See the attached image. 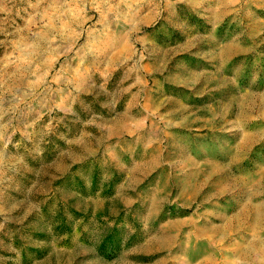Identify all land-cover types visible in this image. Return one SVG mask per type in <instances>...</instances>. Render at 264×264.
<instances>
[{
  "label": "rangeland",
  "instance_id": "obj_1",
  "mask_svg": "<svg viewBox=\"0 0 264 264\" xmlns=\"http://www.w3.org/2000/svg\"><path fill=\"white\" fill-rule=\"evenodd\" d=\"M79 2L35 72L0 21V264H226L238 212L264 243V0Z\"/></svg>",
  "mask_w": 264,
  "mask_h": 264
},
{
  "label": "crops",
  "instance_id": "obj_2",
  "mask_svg": "<svg viewBox=\"0 0 264 264\" xmlns=\"http://www.w3.org/2000/svg\"><path fill=\"white\" fill-rule=\"evenodd\" d=\"M0 21L3 26L2 40L5 46L2 63L10 65L11 59L17 56L19 49L25 50L28 61L24 68L26 72H35L36 55L44 58L68 56L73 47L77 46V40L82 37V34L77 32L83 25L82 4L81 2L77 4V0H0ZM40 24H43L44 32L36 37L34 28L35 25ZM53 25L61 26V29L60 27L51 29ZM68 25L75 28L67 27ZM22 41L24 46L21 44ZM80 49L83 50L82 46ZM44 58L38 63L45 69L48 61ZM84 67L82 66V69H85ZM74 71L79 72L80 68H75ZM241 213H235V217ZM234 218L226 219L218 228L209 229L211 234L217 235L213 239L208 237L207 244L209 247H211L210 243L231 244L229 253L226 254V264H257L255 260L260 256L258 250L264 243L252 246L256 240H259L258 233L245 230L243 226L236 227L238 222ZM237 235L240 236L236 237ZM215 251H211V255L207 257L211 259L209 264H216L213 261Z\"/></svg>",
  "mask_w": 264,
  "mask_h": 264
},
{
  "label": "bare ground",
  "instance_id": "obj_3",
  "mask_svg": "<svg viewBox=\"0 0 264 264\" xmlns=\"http://www.w3.org/2000/svg\"><path fill=\"white\" fill-rule=\"evenodd\" d=\"M262 224V223H261ZM262 242V241H261Z\"/></svg>",
  "mask_w": 264,
  "mask_h": 264
}]
</instances>
